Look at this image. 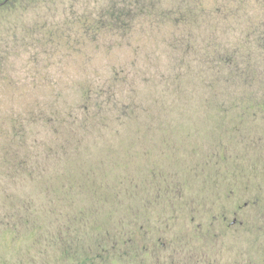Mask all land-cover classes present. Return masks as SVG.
<instances>
[{"label":"rangeland","instance_id":"374dc122","mask_svg":"<svg viewBox=\"0 0 264 264\" xmlns=\"http://www.w3.org/2000/svg\"><path fill=\"white\" fill-rule=\"evenodd\" d=\"M4 1L0 264H182L264 190V0Z\"/></svg>","mask_w":264,"mask_h":264},{"label":"flooded vegetation","instance_id":"af4514ba","mask_svg":"<svg viewBox=\"0 0 264 264\" xmlns=\"http://www.w3.org/2000/svg\"><path fill=\"white\" fill-rule=\"evenodd\" d=\"M258 193L219 192L200 208L186 209L181 263L264 264V190Z\"/></svg>","mask_w":264,"mask_h":264}]
</instances>
